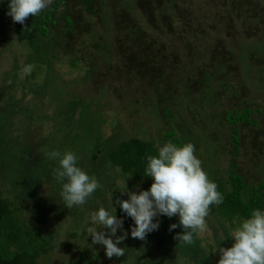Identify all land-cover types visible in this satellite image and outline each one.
<instances>
[{
	"label": "rangeland",
	"instance_id": "1",
	"mask_svg": "<svg viewBox=\"0 0 264 264\" xmlns=\"http://www.w3.org/2000/svg\"><path fill=\"white\" fill-rule=\"evenodd\" d=\"M123 1L102 0V22L91 18L94 37L80 38L72 49L62 42L43 56L17 38L6 15L8 0L0 2V195L19 208L15 214L23 222L53 239L36 264H75L85 246L99 254L95 264H217L219 247L233 243L230 230L236 219L220 221L209 211L206 231L193 234L190 245H181L174 237L182 228L177 223L169 230L167 216L160 215L154 217L159 221L156 230L143 240L133 238L134 222L120 211L117 200L127 199L128 193L121 190L138 193L149 186L136 184L108 165L102 152L131 137L162 146L170 142L167 130H173L174 136L195 146L194 154L203 159L210 180L215 167L228 166L225 148L231 130L224 119L226 109L241 103L258 107L263 112L255 110L254 115L264 121V3L164 0L163 8L155 1L144 8L140 0H132L117 28L121 17L113 4ZM148 9L157 15L159 28L149 22ZM133 25L138 43L131 38L133 32L127 36ZM96 39L94 45L90 40ZM125 50L132 59L137 57L135 65L127 66ZM75 57L80 61L72 66ZM25 67L30 71L24 73ZM201 70L215 77L209 76L207 90L196 91L194 75ZM240 91L246 99L237 102L234 94ZM166 105L174 113H163ZM77 131L80 139H73ZM244 134L250 133L240 131L241 139ZM54 148L73 151L78 165L98 180L100 186L83 205L64 207L61 183L52 175L58 165L44 154ZM25 152L29 160L21 157ZM242 160L240 165L247 168ZM111 193L128 235L119 244L125 253L108 258L103 246L92 244L91 234L86 236V227L93 225H86L85 219L99 206L114 213ZM121 234L118 228L116 235Z\"/></svg>",
	"mask_w": 264,
	"mask_h": 264
},
{
	"label": "trees",
	"instance_id": "2",
	"mask_svg": "<svg viewBox=\"0 0 264 264\" xmlns=\"http://www.w3.org/2000/svg\"><path fill=\"white\" fill-rule=\"evenodd\" d=\"M140 1L144 8L153 7L151 1L159 4L157 8H163L165 3L164 0ZM121 3L122 5L117 2L113 4L118 8L116 11L121 17L120 22L117 23V28L123 25L121 21L128 15L129 8L127 7L131 6L132 0ZM102 9V0H51V3L36 16L29 14L23 24L13 22L12 19L11 23L17 38L23 41L30 51H35L43 56L62 42L72 49V43L79 41L80 38L94 37L95 23L91 18H95L97 22H102ZM147 12L151 25L154 28H159L160 21L155 12H152V9H148ZM164 17L168 19L169 15ZM168 23L170 25V20ZM128 30L127 36L130 37V32H133L135 36L131 38L136 43L140 42L135 26L129 27ZM98 39L90 41L96 45ZM129 54L130 52L125 50L123 57L127 66L131 67L138 60L137 57L132 59L133 54ZM263 58H261L262 64L264 63ZM79 61V58L75 57L71 58L69 63L76 66ZM192 75L190 74V79L196 76V91L207 90L209 88V76L215 77L214 72L210 74L209 71L205 70L199 71L197 75ZM223 86L225 84L221 83L220 87ZM234 96L237 102L246 99L243 91L235 92ZM76 102L73 101L70 104ZM241 104L242 106L238 108H227L224 113V119L230 125L231 130L227 149L225 148V152L227 151L226 153L230 155L228 166L224 169L215 167L212 170V181L216 183L217 190L223 196V201L219 205H210L209 211L212 213V217H216L220 221L224 218L228 221L236 219L239 222L240 219L248 217L252 209L264 208V121L254 115L255 110L259 112H263V110L258 107L253 108L250 105L246 106L244 103ZM166 112L168 114L174 113L167 105L163 106V113ZM240 131H246L250 134H244L241 139ZM165 137L171 143L184 144V138L174 136L173 130H167ZM74 138L80 139L78 131L73 136ZM49 140L51 139L49 138ZM158 147V144L153 140L131 137L116 142L115 145L102 152V160L105 157V161L108 160V165L117 167L119 172L122 171L129 180L136 184L140 182L150 186L152 178L143 174L146 158L148 155H156ZM242 151L245 152L244 155H242ZM25 154L27 156L22 155L21 157L24 160L26 158L29 160L31 155L27 152ZM246 157L250 161H246ZM240 160L246 161L247 168H242ZM200 161L202 163L203 159L200 158ZM17 209L12 205L9 198L0 195V264H36L38 257L50 250V243L53 242V239L50 240L43 236L40 228L31 227L23 222L20 216L15 214ZM167 218L169 223H178L179 218L176 215ZM180 244L186 245L185 243ZM97 255L99 254L93 252L92 248L82 247L74 263L95 264ZM201 262L207 264V261L201 260Z\"/></svg>",
	"mask_w": 264,
	"mask_h": 264
},
{
	"label": "clouds",
	"instance_id": "3",
	"mask_svg": "<svg viewBox=\"0 0 264 264\" xmlns=\"http://www.w3.org/2000/svg\"><path fill=\"white\" fill-rule=\"evenodd\" d=\"M50 3L51 0H8L6 15L13 22L23 24L29 14L36 16ZM22 71L27 73L30 68L25 67ZM194 151L191 142L182 145L164 143L157 148L156 155L146 158L143 174L152 178L150 186L138 193L127 188L121 190L128 193L127 199H118L117 203L120 211L134 222L131 237L143 240L147 233L158 228L159 221L154 217L160 215L178 216L182 231L174 238L185 244L192 243L193 234L206 231L209 206L222 203L223 196L216 183L208 178ZM44 154L58 165L52 169V175L61 183L64 207L83 205L100 186L94 175L78 165L79 157L73 151L60 153L53 149ZM109 200L110 208L115 209L112 193ZM89 222L93 226L86 227V236L91 234L92 244L103 246L106 257H120L125 253V248L119 244L128 233L123 231V219L117 217L116 209L113 213L99 206L86 217V225ZM233 225L230 230L233 243L230 247H219L217 264H264V208L252 209L248 217L233 221ZM177 226V223H171L169 230ZM118 228L121 235H116Z\"/></svg>",
	"mask_w": 264,
	"mask_h": 264
}]
</instances>
